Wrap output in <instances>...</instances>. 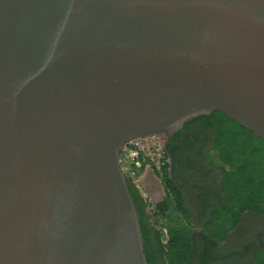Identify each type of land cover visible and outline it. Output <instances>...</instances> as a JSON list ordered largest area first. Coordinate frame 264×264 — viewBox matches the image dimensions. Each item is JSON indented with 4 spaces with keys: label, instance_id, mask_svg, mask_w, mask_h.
Listing matches in <instances>:
<instances>
[{
    "label": "water",
    "instance_id": "1",
    "mask_svg": "<svg viewBox=\"0 0 264 264\" xmlns=\"http://www.w3.org/2000/svg\"><path fill=\"white\" fill-rule=\"evenodd\" d=\"M212 112L264 142V0H0V264H147L120 148Z\"/></svg>",
    "mask_w": 264,
    "mask_h": 264
},
{
    "label": "flooded vegetation",
    "instance_id": "2",
    "mask_svg": "<svg viewBox=\"0 0 264 264\" xmlns=\"http://www.w3.org/2000/svg\"><path fill=\"white\" fill-rule=\"evenodd\" d=\"M210 114L187 122L170 137L167 149L172 164L170 166L169 161L166 179L160 180L164 198L166 187L171 185L175 200L177 203L181 200V206L189 215L190 264H256L257 256L264 250V213L244 211L222 241H216L209 232L214 210L222 208L225 203L222 182L227 171V168L213 162L211 156L214 131L206 128L201 119ZM147 186L149 190L160 187L154 178L149 179ZM158 203L160 201L155 205ZM148 210L146 208V214L151 215ZM180 216L182 219V214ZM151 220L150 226L155 228ZM160 231L165 238L166 232ZM150 241L155 244L156 236H151ZM159 263L161 261L156 259V264Z\"/></svg>",
    "mask_w": 264,
    "mask_h": 264
},
{
    "label": "trees",
    "instance_id": "3",
    "mask_svg": "<svg viewBox=\"0 0 264 264\" xmlns=\"http://www.w3.org/2000/svg\"><path fill=\"white\" fill-rule=\"evenodd\" d=\"M201 119L206 128L214 131L213 162L227 168L222 182L225 203L222 208L214 210L209 228L212 238L222 241L244 211L264 213V142L220 112H212ZM166 176L167 172L162 179H166ZM127 187L138 216L147 264H156V259L162 264H190L191 228L187 223L189 215L181 206L180 199L178 203L175 200L176 210L182 214L183 220L176 227L168 228L165 238L160 230L150 226L151 218L163 216L168 211L167 201L175 199L174 188L168 185L165 200L156 204L152 214L147 215L145 211L148 205L128 179ZM154 235L155 244L150 241ZM256 264H264V250L257 256Z\"/></svg>",
    "mask_w": 264,
    "mask_h": 264
},
{
    "label": "built area",
    "instance_id": "4",
    "mask_svg": "<svg viewBox=\"0 0 264 264\" xmlns=\"http://www.w3.org/2000/svg\"><path fill=\"white\" fill-rule=\"evenodd\" d=\"M169 159L163 150V140L158 137L137 138L125 142L119 151L118 167L126 179L130 180L137 190L147 169L162 180L168 172ZM144 194V193H143ZM147 201L149 198L144 194Z\"/></svg>",
    "mask_w": 264,
    "mask_h": 264
},
{
    "label": "rangeland",
    "instance_id": "5",
    "mask_svg": "<svg viewBox=\"0 0 264 264\" xmlns=\"http://www.w3.org/2000/svg\"><path fill=\"white\" fill-rule=\"evenodd\" d=\"M138 192L143 197L145 203L148 205L147 208L150 209L151 205L147 201V199L145 198V196L143 194V190L140 189V190H138ZM164 200H165V198H163V201ZM167 202H168V211L166 212V214L163 216H157L155 218H152V220H151L152 223L154 224V226L158 230H160V228H161V229H165L166 232L168 231V228L169 229L174 228L182 221L180 214L176 210L177 203H176L175 199L174 198L169 199ZM152 209L153 208H151V213H152Z\"/></svg>",
    "mask_w": 264,
    "mask_h": 264
},
{
    "label": "crops",
    "instance_id": "6",
    "mask_svg": "<svg viewBox=\"0 0 264 264\" xmlns=\"http://www.w3.org/2000/svg\"><path fill=\"white\" fill-rule=\"evenodd\" d=\"M143 177H147V178L143 179ZM149 179L153 180V176L149 173L148 170H146L144 172V174L142 176V180H141L143 182L142 190H143V193L149 198L150 205L151 206L152 205L155 206L154 203H156L157 201H162L163 200V198H164V190H162L161 187H158L157 190H149V188H147L148 187L147 183L149 182ZM162 231L166 232L165 229H162Z\"/></svg>",
    "mask_w": 264,
    "mask_h": 264
}]
</instances>
